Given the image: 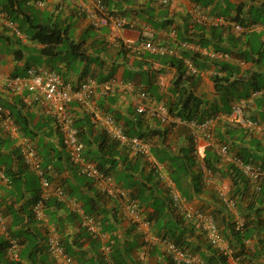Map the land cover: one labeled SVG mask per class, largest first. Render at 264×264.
Wrapping results in <instances>:
<instances>
[{"label": "crops", "instance_id": "1", "mask_svg": "<svg viewBox=\"0 0 264 264\" xmlns=\"http://www.w3.org/2000/svg\"><path fill=\"white\" fill-rule=\"evenodd\" d=\"M103 1L114 13L135 21L136 26L120 29L115 33L108 27H92L85 13L80 10V4H88L89 0H78L76 4L67 0H47L44 8L35 7L30 0H18L19 4L23 3L24 6L27 5L39 11L32 17L33 13L27 8V12L31 18L35 19V23L43 22L48 17L50 22L56 23L62 29L68 28L67 35L70 40L80 44L87 57L84 61L75 59L72 69L67 60L68 55L62 53L55 57L43 55L41 53L43 44L31 39L19 29L4 9L6 0H0V70L2 74L4 76L23 75L28 66L45 65L60 72L64 80L73 84L84 78H95L96 89L90 102L85 105L71 103L73 116L84 117L91 122V114L96 110L113 115L118 123L124 126L125 120L139 115L135 111L139 92L145 91L150 103L162 104L168 109L175 107L180 96V89L172 85L177 73L176 67L163 63V60L139 48L140 31L144 27L152 29L154 42L174 48V54L168 55L169 57H180L182 53L189 51L199 53L204 63L203 68H197L192 61L184 59L185 67L191 76L184 85L188 86L196 96L202 97L201 109H206L209 117L217 118L211 125L212 142L215 145L209 147L207 157L209 163L219 171L212 173L207 169L209 173L204 172L205 163L193 152V141L187 124L184 122L162 123L147 115L139 116L143 118L141 129L149 136L150 155L136 156L119 144L116 146L115 153L117 158L121 157L118 163L120 172L128 165L127 161L135 157L140 160L142 171L134 173V178L137 176L139 180L144 181L148 171L152 170L154 181L157 182L155 191L165 194L170 205V184L171 188L179 193L180 191L171 179L173 167L168 159L173 156L183 159L184 154L190 151L195 157V167L202 172L201 189L198 193H195L191 187L186 189V197L180 193L181 209L176 210L180 214L186 210L210 214L222 202H217V199L220 200L217 198L218 191L225 190L227 194H230L232 184L230 177L226 174L228 164L217 152V145L226 142L230 150L236 154L243 150L248 151L251 153V159H255V165H264V88L257 93L249 89V95L241 97L246 101V116L263 123V128L250 129L229 123L227 115L235 100L228 96L229 110L225 111L221 103V95L215 94L211 80V75L216 70L213 61L228 60L239 66L240 75H245V79L248 78V74L245 73L249 72L250 79L256 73L259 74L257 77L259 82H264V57L258 66L252 62H244L243 57L238 55L244 50L247 51L250 46L253 49L264 46V0H168L167 4H161L157 0ZM196 8L209 16L210 25L227 27V30L235 36L255 33L253 43L250 46L237 44L236 48H232L234 54L214 51L211 47L199 45L195 40H191L197 33V26L201 25L193 21L192 13ZM43 12H47V15H42ZM235 16H240L239 18L246 23L245 29L240 34L233 30L232 22ZM220 18L223 21L215 23ZM58 49H61L60 46ZM253 57L257 58L256 55ZM29 60L32 62H28ZM0 105L11 117V122L7 124L0 119V169L3 173V177H0V208L6 221V229L0 230V242L6 243L5 252H2L4 261L11 264H63L55 260L46 247L48 229L53 228L65 251L76 264H139L143 253L144 260L148 263L166 264L167 255L163 245L158 242H153L152 245L143 243L142 224L143 221L148 220L147 216L152 211L150 206H142L139 216L134 219H126L119 212H114L118 209L119 199L106 195L98 182L95 181L89 185L85 183L86 177L80 179L81 177L73 173L75 168L66 160L61 134L53 117L46 112L42 104L33 100L32 95L26 90L12 92L0 81ZM213 108H216L215 112L212 111ZM9 110L20 111L21 116L26 120V132L29 134L22 131ZM92 130L96 137L101 132L96 126H92ZM150 131L153 133L151 134ZM21 143L34 146L40 158L44 176L50 181L51 187L61 185L65 192L70 194L67 195V202L57 200L53 194L49 195L44 201L43 219L35 218L32 213L34 197H39L42 193L41 177L33 168L25 164L20 154ZM153 148L156 152L158 151L161 160L152 153ZM213 153L215 158L211 156ZM47 157L55 164V167L60 166V169L55 170L50 167V164L44 165L43 159ZM57 157L60 159L57 160ZM124 158L127 161H123ZM5 167L10 168L12 173H17L16 180L11 181L5 176ZM220 171L226 173L221 176ZM126 174L129 175L130 170L126 171ZM108 178L126 198L132 199L136 195L131 181L116 180L111 175ZM248 184L246 187L249 189L242 188V195L247 189L249 193L254 191L253 186ZM95 194L99 195L96 208L94 211H87L81 199L94 198ZM246 200L245 194L242 202L245 204ZM228 213L231 220L235 221V226L242 224L244 218L237 209H228ZM87 215L94 217L99 223L100 229L97 232L86 231L84 218ZM261 219L264 220V212ZM153 224L152 220L150 225ZM225 230L226 227L222 226V231ZM134 237L137 238L138 247L131 249L130 242ZM263 237L264 231L259 230L251 239L246 240L248 250L253 249L257 240ZM204 238L196 240L197 238L193 236L189 240H192L194 245L199 244L200 252L207 255L208 242ZM104 245L110 247V252L107 254L102 252ZM229 250L230 252L226 255L228 263L241 264L240 256L233 257L234 249ZM194 255L200 257L198 254ZM246 263L264 264V255Z\"/></svg>", "mask_w": 264, "mask_h": 264}, {"label": "trees", "instance_id": "2", "mask_svg": "<svg viewBox=\"0 0 264 264\" xmlns=\"http://www.w3.org/2000/svg\"><path fill=\"white\" fill-rule=\"evenodd\" d=\"M27 8L31 13H33L32 17L39 13L38 10L36 12H32L31 9H34L32 7L27 5L24 6L23 3L19 4L18 0H6L4 5V9L8 17L17 24L19 29L27 34L31 39L43 44V48L41 49V53L43 55H51L52 57L60 55L61 53L68 55L67 60L71 64L72 69L74 68L73 61L75 59H79L81 61H84L85 59L87 60V57L81 49V45L75 44L67 35L68 28L62 29L56 23L50 22L48 17L45 18L43 22L35 23V19L31 18L27 12ZM239 17L240 16H235L233 21L241 23L242 25H246L244 20ZM196 29L197 33L194 34L191 40H195L203 47H211L214 51H221L226 54H234V52H232V48H236L237 44L250 46L256 36L255 33H243L242 35L235 36L230 33L229 30H227V27L222 25H210L207 27H205V25H198ZM59 46L61 49H58ZM142 55L145 57L144 54ZM238 55L243 57L244 62H252L253 64L260 66L262 63V58L264 57V46L258 47L256 49H253V47L250 46L247 51L244 50L242 54L240 52ZM254 55H256L257 58H254ZM153 56H156L157 59L163 60V63H168L177 69V73L174 80L172 81V85L180 89V96L179 100L175 103V107L168 109L170 114L177 116L184 121L201 122L208 118L210 116L208 111L206 109H201L203 104L202 97L196 96L191 90H189L188 86L184 85V82L191 77L188 74V69L185 67L184 59H189L192 61L197 68H203L204 63L200 58L201 55L199 53H193L189 51L182 53L180 57H169L168 55ZM213 64L215 65L216 70L211 75V80L214 85L215 94L219 93L221 95V103L224 105L225 111L229 110V100L227 99L228 96L232 97L234 100H237L241 97H247L249 95V89L258 90L264 88V82H259L257 78L259 74L254 73L253 78L250 79L251 76L249 75V72H244L245 74H248V78L245 79V75H240L239 66L235 63H231L228 60H216L213 61ZM220 72L222 74H218ZM212 111L215 112L216 108H213ZM9 112L13 115L16 123L20 125L22 131L26 134H29L26 132V120L21 116L20 111L9 110ZM142 123L143 118L138 115L125 120L123 127L127 134L142 137L150 144L147 132L141 129ZM74 126L78 129L79 140L83 146L84 160L94 163L97 170L102 172L104 176L109 177V175H111L116 180L126 179V181H131L133 188L136 190V195H134L132 199L136 202L138 209L141 210V207L144 205H148L152 208V211L147 216V219L150 222H152V220L154 221V224L151 226V228L155 235L171 241L188 253L200 255V257H202L204 262L207 264H229L226 255L219 253L216 249L212 248L209 243L208 246H206L208 251L206 255L200 252L199 244L194 245L192 240H189L193 236L197 238L196 240L205 237V231L202 228L201 222L193 221L192 219H186L183 214L177 212L175 207H172V203L169 205L168 198L165 194L163 195L160 192L155 191L157 182L154 181L155 177L153 178L152 170L148 171L144 181L139 180L137 176L134 178V173H140L142 171L141 162L135 157L136 159L134 158L130 161H127V159L124 158L123 161H127L128 165L125 166V168H122V172H120L118 170V163L119 158L121 159V157L118 156L117 158L115 153L116 146L119 143L108 137L107 134L102 130L96 137V134L94 135L92 130V126L94 125L89 122L87 118H75ZM150 132L151 134L153 133L152 131ZM121 146L132 152L129 147L124 145ZM209 149L210 148L208 147L205 150L202 160L205 163L206 168L212 173L215 171L218 172L219 170L209 163V159L207 157V151ZM157 152L153 148L152 153L155 155V157H157L158 160H161L162 158H160ZM230 152L233 153L231 150ZM133 154L135 155V153ZM233 154L241 158L242 161L246 163L254 165L256 164L254 162L255 159H251V153L248 151L243 150V152L240 151L238 154ZM136 156L139 155L136 154ZM211 156L215 158L214 153ZM139 157L142 156L140 155ZM169 158L170 159H168V161L173 167L170 176L176 187L179 189L180 193L186 197V189L190 187L195 193H198L201 189L202 172L197 167H195L196 161L193 154H191L189 151L184 154L183 159L179 158V156H173ZM59 159L60 157H57V160ZM66 160L69 162L68 164L75 168V171L73 172L74 174H77L79 177H81L80 179L86 177L80 172L76 165H73L70 162L67 152ZM216 161L218 160L216 159ZM43 164H50V167L55 168V170L60 169V166L57 165L58 167H55V164L51 162L48 157L43 159ZM227 164L228 172L226 173L220 171V173L221 176L226 173L231 179L232 184L228 198L234 202L235 209H237V211L243 215V222L238 227L235 226V221L231 220V216L228 213V207L219 196L217 198L220 200L217 199V202H222L219 203L220 206L213 210L210 214L212 215L213 220L220 229L221 233L226 238L229 246L234 249L233 257L237 258L240 256L239 259L242 260L241 262L245 263V261H250L254 258L264 255V237L257 240V243L253 249L248 250V246L246 244V240L251 239L257 231H264V220L261 219L262 213L264 212V182L260 184V189L258 191L253 189L254 191L249 193L247 192L249 187H246L249 181L242 176L234 164ZM4 169L5 176L9 177L11 181L16 180L17 173H12L10 168L5 167ZM128 170H130V174L125 175V172ZM92 182L95 181L90 178L85 180V183H88L89 185H91ZM249 185L251 186L252 184L249 182L248 186ZM59 187L63 188L61 185ZM245 187L248 189L245 190L243 194H246L247 197V200L244 204L242 202V190ZM66 194L68 196L70 195L68 193ZM36 199H38V196L34 197V201H36ZM98 199L99 195L95 194L94 198L83 197L81 200L87 211H94ZM169 200L171 202V197ZM57 205H59L58 202ZM116 211L118 213L119 208L114 212ZM222 226L226 227L225 231H222ZM136 240V237L131 239V249L138 247ZM5 245L6 243L0 242V263L11 264V262L4 261L3 258V253L5 252L4 250L6 248ZM166 264L177 263H175L170 257L166 256Z\"/></svg>", "mask_w": 264, "mask_h": 264}, {"label": "built area", "instance_id": "3", "mask_svg": "<svg viewBox=\"0 0 264 264\" xmlns=\"http://www.w3.org/2000/svg\"><path fill=\"white\" fill-rule=\"evenodd\" d=\"M30 1L35 7L44 8L47 0ZM67 1L76 4L78 0ZM157 1L161 4L168 3V0ZM80 8L88 18L90 25L94 28L108 27L111 32L115 33L120 29L134 28L136 26L135 21L124 15L111 11L103 0H89L88 4H80ZM196 18L198 22L207 21L206 16L202 14L197 15ZM235 29L241 30V27L236 25ZM153 36L154 33L152 29L144 27L140 31L139 48L154 55H170L173 53V48L165 44L154 42ZM0 81L3 82L4 86L12 92L17 93L26 90L32 95L33 100L42 104L46 112L54 119V123L61 134L62 145L67 152L70 162L73 165H76L82 174L101 184L106 195L111 198L119 199L118 208L121 216L126 219H134L139 216V209L136 202L130 198H126L117 188H115L114 184L109 181L108 177L104 176L102 172L97 170L94 163L87 162L83 157V146L79 140L78 129L74 126L75 117L71 112V103L85 105L90 102V98L96 89L97 82L95 78L88 77L73 84L64 81L59 73L48 67L30 66L25 69L23 75L13 76L8 74L4 76L0 70ZM258 91L259 90H256L254 93H257ZM245 107V99L241 98L234 101L231 104L230 111L227 115L229 123L234 126L247 127L250 129L263 128V123L261 121L253 120L246 116ZM135 111L138 114L156 118L162 123L184 122L187 124L193 141V152L198 158L203 159L205 150L208 147L215 145L212 142L213 134L211 127L214 120L217 119L215 116L206 118L201 122L182 121L180 118L171 115L164 105L150 103L148 94L145 91L139 92L136 99ZM0 119L3 120L5 124L11 122L10 115L3 110L1 105ZM90 120L93 125L104 131L111 139L117 141L120 145L129 147L133 153L143 156L150 155V144L142 137L127 134L121 124H119L111 114L95 110L92 112ZM216 150L223 161L234 164L238 168L242 176L252 184L255 191L260 189V184L264 182V165H254L242 161L241 158L230 152L229 145L226 143L217 145ZM20 154L25 164L33 168L41 177L42 193L38 200L33 204L32 213L35 218L43 219L44 201L49 195L53 194L59 201H66L67 197L61 187H51L50 181L44 176L40 158L37 156L33 145L29 143H21ZM204 172L209 173V170L206 168ZM0 177H3L1 171ZM169 193L173 206L177 210L181 209L182 197L177 190L171 188V184L169 187ZM218 196L228 208L234 206V202L228 198L225 190H219ZM182 214L185 218L201 222L207 241L219 252L224 254L230 252L225 238L210 215L190 210L183 211ZM84 226L90 233H95L100 229L99 223H97L95 218L88 215L84 218ZM4 227L5 219L0 210V228L4 229ZM141 231L144 242H158L163 245L164 250L175 263L203 264V260L199 257L188 253L165 238L155 236L151 232L150 222L148 220L143 221ZM46 247L55 260L63 264H76L74 259L65 251L53 228L48 229ZM109 251L110 247L108 245L102 247V252L104 254H107ZM140 258L143 259L144 256L142 255ZM141 264L149 263L142 261Z\"/></svg>", "mask_w": 264, "mask_h": 264}, {"label": "clouds", "instance_id": "4", "mask_svg": "<svg viewBox=\"0 0 264 264\" xmlns=\"http://www.w3.org/2000/svg\"><path fill=\"white\" fill-rule=\"evenodd\" d=\"M104 2V1H103ZM105 3V2H104ZM193 21H195L196 23H199V24H201V25H205V26H210V18H209V16L208 15H206V14H204V13H202V11H200V9H198V8H196L194 11H193ZM205 15L206 16V18H207V21L206 22H198L197 21V18H196V16L197 15ZM221 21H223V19H217V21H215V23H221ZM236 25H239L240 27H241V30H236L235 29V26ZM232 26H233V30H234V32H236V33H238V34H240L241 32H243V30L245 29L244 27H245V25L243 26L241 23H238V22H232ZM168 46V45H167ZM169 47H171V46H169ZM171 48H173V47H171ZM144 51V50H143ZM144 52H147V51H144ZM149 53V52H148ZM174 54V48H173V53L172 54H170V55H173ZM154 55V54H153ZM40 66H45V65H40ZM40 66H35V67H40ZM28 67H30V66H28ZM45 67H48V66H45ZM27 68V67H26ZM48 68H50V67H48ZM51 69V68H50ZM53 70V69H52ZM55 71V70H54ZM57 72V71H56ZM58 73V72H57ZM60 74V73H59ZM11 75V74H10ZM61 75V74H60ZM14 76V75H13ZM61 77H62V75H61ZM63 78V77H62ZM64 79V78H63ZM85 79V78H84ZM83 80V79H82ZM64 81H66V80H64ZM67 82H69V81H67ZM80 82V81H79ZM78 83V82H77ZM74 84H76V83H74ZM261 89H263V88H261ZM258 90H260V89H258ZM253 91H256V90H253ZM239 99H241V98H239ZM238 100V99H237ZM236 101V100H235ZM165 106V105H164ZM166 107V106H165ZM167 108V107H166ZM168 109V108H167ZM168 112H169V110H168ZM103 113H106V112H103ZM170 113V112H169ZM109 114V113H108ZM138 114V113H137ZM246 114V113H245ZM139 115H141V114H139ZM172 115V114H171ZM113 116V115H112ZM148 116V115H147ZM174 116V115H173ZM114 117V116H113ZM175 117H177V116H175ZM249 117V116H248ZM115 118V117H114ZM153 118V117H152ZM179 118V117H178ZM209 118V117H208ZM250 118V117H249ZM115 120L117 121V119L115 118ZM254 120H256V119H254ZM182 121H184V120H182ZM118 122V121H117ZM187 122V121H186ZM168 123V122H167ZM169 123H173V122H169ZM95 126V125H94ZM122 126V125H121ZM123 127V126H122ZM124 128V127H123ZM0 171H1V169H0ZM2 173V172H1ZM3 174V173H2ZM87 177V176H86ZM106 177H108V176H106ZM87 178H89V177H87ZM90 179H92V178H90ZM109 179V178H108ZM93 181H95L94 179H92ZM263 183V182H262ZM56 187V186H55ZM58 187V186H57ZM63 189V188H62ZM64 191V190H63ZM64 193H65V191H64ZM65 195H66V197H67V194L65 193ZM181 195V194H180ZM228 195V194H227ZM182 197V196H181ZM39 198V197H38ZM221 199V198H220ZM36 200H38V199H36ZM66 201H67V198H66ZM66 201H64V202H66ZM36 201H34V203H35ZM33 203V204H34ZM33 206V205H32ZM232 208H235L234 206L232 207ZM232 208H228V209H232ZM0 210H1V208H0ZM1 212H2V210H1ZM197 212H199V211H197ZM202 213V212H201ZM2 214H3V212H2ZM204 214V213H203ZM121 215V214H120ZM205 215H210L211 217H212V215L211 214H205ZM3 216H4V214H3ZM213 218V217H212ZM4 219H5V216H4ZM186 219H188V218H186ZM149 221V220H148ZM193 221H195V220H193ZM150 222V221H149ZM151 226V225H150ZM239 225H237V227H238ZM218 227V226H217ZM6 229V221H5V227H4V229H1L0 228V230H5ZM86 229V228H85ZM219 229V228H218ZM220 230V229H219ZM87 231V230H86ZM88 232V231H87ZM151 232H152V230H151ZM221 232V231H220ZM90 233V232H89ZM153 233V232H152ZM154 234V233H153ZM222 234V233H221ZM155 235V234H154ZM223 235V234H222ZM155 236H157V235H155ZM158 237V236H157ZM224 237V236H223ZM225 238V237H224ZM206 240H207V238H206ZM225 240H226V238H225ZM61 242V241H60ZM208 242V241H207ZM143 243L145 244V245H148V243H146V242H144V240H143ZM209 243V242H208ZM226 243H227V246H228V248L229 249H231L230 248V246H229V244H228V242H227V240H226ZM62 244V243H61ZM153 243H149V245H152ZM63 245V244H62ZM209 245H211L210 243H209ZM212 246V245H211ZM64 247V246H63ZM213 247V246H212ZM214 248V247H213ZM214 249H216V248H214ZM217 250V249H216ZM218 251V250H217ZM110 252V251H109ZM219 252V251H218ZM219 253H221V252H219ZM232 253V252H231ZM166 255H167V257H170L168 254H167V252L165 253ZM190 254H192V253H190ZM223 255H227V253H222ZM144 256V253L143 254H141V256ZM192 255H194V254H192ZM140 256V257H141ZM195 256V255H194ZM200 258V257H199ZM141 259V258H140ZM201 259V258H200ZM203 260V259H202ZM142 261H145L144 260V258L143 259H141V262ZM141 262L139 263V264H141ZM148 263V262H147ZM149 264H151V263H149ZM203 264H207V263H205L204 262V260H203ZM243 264H247V263H243Z\"/></svg>", "mask_w": 264, "mask_h": 264}, {"label": "rangeland", "instance_id": "5", "mask_svg": "<svg viewBox=\"0 0 264 264\" xmlns=\"http://www.w3.org/2000/svg\"><path fill=\"white\" fill-rule=\"evenodd\" d=\"M32 12H36L37 10L36 9H31ZM37 14V13H36ZM42 15L46 16L47 15V12H43ZM28 62H32V60H29ZM39 63V62H38ZM54 63V62H53ZM247 261H245L246 263ZM243 264V263H242Z\"/></svg>", "mask_w": 264, "mask_h": 264}]
</instances>
